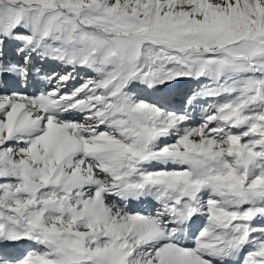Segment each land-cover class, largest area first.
Returning <instances> with one entry per match:
<instances>
[{"label": "snow or ice", "instance_id": "obj_1", "mask_svg": "<svg viewBox=\"0 0 264 264\" xmlns=\"http://www.w3.org/2000/svg\"><path fill=\"white\" fill-rule=\"evenodd\" d=\"M0 264H264V0H0Z\"/></svg>", "mask_w": 264, "mask_h": 264}, {"label": "bare ground", "instance_id": "obj_2", "mask_svg": "<svg viewBox=\"0 0 264 264\" xmlns=\"http://www.w3.org/2000/svg\"><path fill=\"white\" fill-rule=\"evenodd\" d=\"M186 82V83H185ZM192 82V83H194L192 86H190L189 87V84ZM201 82H203V81H200V83ZM197 86V81H195V80H186V81H182L179 85H178V87L180 88V89H188V88H195ZM29 91H31V89L29 90ZM134 207H137V208H141V207H148V205L147 204H143V205H134ZM199 223V222H198Z\"/></svg>", "mask_w": 264, "mask_h": 264}, {"label": "rangeland", "instance_id": "obj_3", "mask_svg": "<svg viewBox=\"0 0 264 264\" xmlns=\"http://www.w3.org/2000/svg\"><path fill=\"white\" fill-rule=\"evenodd\" d=\"M81 75H83V73H81ZM183 81H186V80H183ZM181 82H182V81H181ZM203 82H204V81H203ZM203 82H201V83H203ZM185 83H186V82H185ZM189 83H190V82H189ZM193 84H194V83L191 82V83L189 84V87L192 86Z\"/></svg>", "mask_w": 264, "mask_h": 264}]
</instances>
